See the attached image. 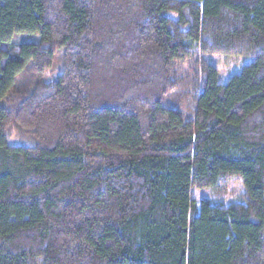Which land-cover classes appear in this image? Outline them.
<instances>
[{"label":"trees","instance_id":"1","mask_svg":"<svg viewBox=\"0 0 264 264\" xmlns=\"http://www.w3.org/2000/svg\"><path fill=\"white\" fill-rule=\"evenodd\" d=\"M0 264H264V0H0Z\"/></svg>","mask_w":264,"mask_h":264},{"label":"rangeland","instance_id":"2","mask_svg":"<svg viewBox=\"0 0 264 264\" xmlns=\"http://www.w3.org/2000/svg\"><path fill=\"white\" fill-rule=\"evenodd\" d=\"M206 56L208 61L218 68L219 80L221 82H226L230 76L239 73L245 65L251 63L253 60V57L251 56L241 55L208 54ZM176 93L175 97H178L179 93ZM185 98L183 102L184 106L188 104L189 100V97ZM184 109L187 108L185 107ZM11 140H14L13 136ZM244 193L245 187L242 180L236 176H232L226 178L221 187L218 189H199L197 187H193L192 198L197 203L206 199L214 204L228 205L231 203L242 202Z\"/></svg>","mask_w":264,"mask_h":264}]
</instances>
